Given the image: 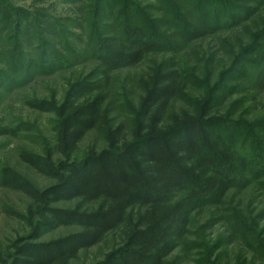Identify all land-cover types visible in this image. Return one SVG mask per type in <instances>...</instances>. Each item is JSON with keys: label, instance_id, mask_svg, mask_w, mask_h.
<instances>
[{"label": "trees", "instance_id": "obj_1", "mask_svg": "<svg viewBox=\"0 0 264 264\" xmlns=\"http://www.w3.org/2000/svg\"><path fill=\"white\" fill-rule=\"evenodd\" d=\"M80 1L85 0L75 3ZM90 1L93 14L82 29L87 38L81 42L83 47L70 51L68 57L43 55L39 60L49 63L54 57L60 66L80 59L96 61L103 68V83L90 79L77 82L62 103H30L31 109L55 116V146L45 150L44 156L25 154L21 159L55 183L39 191L11 169H5L2 175L6 188L21 192L33 202L43 218L44 229L77 226L81 230L39 242L43 228L37 226L28 238L15 243L9 264H71L82 251L99 245L123 227L136 210L139 217L129 225L123 246L98 264H168L166 258L188 238L195 213L223 204L241 186L264 180V111L245 120L234 119L232 113L221 109L229 97L256 94L264 87V30L239 58L241 69L231 72L232 76L229 73L222 83L212 87L206 84L204 97L189 109L175 111L173 103L190 98L189 84L194 75L175 59L159 63L141 84L144 95L138 111L133 113L132 140L124 125L110 127L106 149L75 159L89 132L111 124L106 108L110 72L136 66L146 54L163 49L175 52L181 46L173 41L169 48L162 46L165 42L160 31L167 24L151 13L156 5L142 7L143 0ZM184 1L191 2L190 11L203 28H235L249 20L244 16L254 15L257 10L236 3L228 9L221 2ZM254 3L259 7L264 0ZM174 8L173 25L191 29L180 9ZM126 11L129 14L125 18ZM16 30L20 37L30 35L20 24ZM185 33L188 31L179 37ZM60 44L68 48L65 40ZM15 50L22 64L30 62L27 69L34 68L37 59L35 62L26 54L23 45ZM256 99H252L255 104ZM240 101L243 104L247 99ZM71 202L79 206L72 210L54 207ZM256 244L264 257L263 239Z\"/></svg>", "mask_w": 264, "mask_h": 264}, {"label": "rangeland", "instance_id": "obj_2", "mask_svg": "<svg viewBox=\"0 0 264 264\" xmlns=\"http://www.w3.org/2000/svg\"><path fill=\"white\" fill-rule=\"evenodd\" d=\"M75 1L0 0V264L10 263L15 254V243L28 238L37 226L43 228L39 242H49L81 230L77 226H46L44 229L43 218L33 202L21 192L6 188L2 176L5 169H11L39 191L51 187L55 183L53 180L39 174L21 159L25 154L44 156L45 150L55 146V116L31 109L30 103L35 100L62 103L71 85L89 79L100 83L104 81L100 76L103 68L96 61L80 59L79 62L74 60L72 64L63 66L54 61V57L78 51L83 47L82 40H87L82 29L85 21L91 19L93 14L91 1ZM209 1L221 2L228 9L230 4L236 3L238 7L250 5L257 7V10L254 15L244 16L249 20L235 28L218 30L202 27L200 19L190 11L191 2H141L142 7L156 5V11L151 13L167 24L160 31L165 42L162 46L169 48L172 41L181 46L175 52L163 49L146 54L136 66L110 72L106 108L111 124L87 134L75 154L76 160H82L93 151L106 149L110 127L124 125L126 134L130 135L129 140H132L135 120L133 113L138 111L144 95L141 84L159 63L175 59L181 68L194 75L193 83L189 84L190 98L186 101L176 100L173 103L175 111L189 109V105L190 108L194 107L197 104L195 101L204 97L206 84L212 87L222 83L229 73L241 69L239 58L255 43L256 35L264 30V5L258 7L255 0ZM173 5L180 9L191 29H177L173 25ZM125 13L126 18L129 13ZM19 24L24 32H30L29 37L17 34ZM184 30L188 33L179 37ZM62 40L67 41L68 48L61 46ZM18 45H23L26 54L34 58L35 62L37 59L32 66L34 68L27 69L29 61L24 64L20 62V56L15 53ZM43 55L54 56L51 59L53 62H40ZM254 96L257 98L256 104L252 100ZM243 98L247 101L242 104L240 99ZM262 106L264 87L256 94L248 92L229 97L221 109L224 113H232L234 119L246 117L245 120H249L261 115L260 112L264 111L260 110ZM54 157L59 159L58 155ZM78 206V202H71L54 207L72 210ZM83 208L89 209L90 206ZM138 214V210L132 212L123 227L110 233L99 245L82 251L71 264L103 262L109 254L123 246L129 225L137 221ZM258 239L264 241V180L241 186L233 190L223 204L203 208L195 213L188 238L166 259L168 264H264V257L259 254L256 244Z\"/></svg>", "mask_w": 264, "mask_h": 264}]
</instances>
